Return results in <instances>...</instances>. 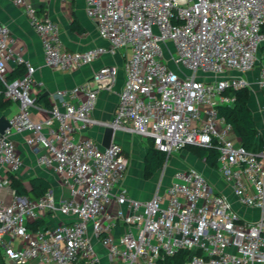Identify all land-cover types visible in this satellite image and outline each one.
Segmentation results:
<instances>
[{
  "label": "built area",
  "instance_id": "obj_1",
  "mask_svg": "<svg viewBox=\"0 0 264 264\" xmlns=\"http://www.w3.org/2000/svg\"><path fill=\"white\" fill-rule=\"evenodd\" d=\"M13 2L42 39L48 68L70 73L124 51L125 82L111 122L95 117L100 93L118 82L109 64L58 92L50 116L34 121L36 68L0 23V80L18 108L0 135V171L21 168L15 137L24 136L36 165L69 190L32 200L0 177V264H168L183 253V264H264V149H246L219 112L251 86L259 63L264 91V0H86L104 44L82 51L67 50L59 25L31 0ZM9 63L23 75L11 79ZM99 127L151 140L166 164L189 146L214 149L216 178L165 171L150 199L135 198L122 145L104 148L90 136Z\"/></svg>",
  "mask_w": 264,
  "mask_h": 264
},
{
  "label": "crops",
  "instance_id": "obj_2",
  "mask_svg": "<svg viewBox=\"0 0 264 264\" xmlns=\"http://www.w3.org/2000/svg\"><path fill=\"white\" fill-rule=\"evenodd\" d=\"M31 4L37 9L40 18L54 21L59 25L62 41L67 50L82 51L96 45L104 44L99 38L97 26L87 16L86 0H31ZM0 23L8 26L11 30L12 36L16 41V51L29 60L36 68L35 78L37 84L35 92L37 101L35 107L32 109V118L34 121L46 120L50 116L53 103H55L54 101L59 100L56 97L58 92L67 91L83 84L90 79L93 72L103 64L117 65L120 68V72L118 82L114 89L112 91H102L100 93L95 117L103 122H111L113 120L119 94L125 82V73L123 69L124 58L122 54L116 57L106 56L102 61L95 63L91 67H83L70 73H63L58 70L50 69L45 65L42 39L31 27L23 8L17 6L13 0H0ZM18 70L23 71L17 68L14 63H9L11 78L19 77L17 76ZM258 77L259 73L256 74L255 71L247 76L251 85H256ZM46 93H48V95H45ZM42 98L46 99L43 101ZM17 110V105L13 103V105L5 111L0 109V117L5 116L7 119H11L17 113ZM104 132L105 129L99 127L92 130L90 136L102 142ZM128 136L138 139L141 138L130 133L118 131L115 134L114 140L120 144H124V142L130 138ZM15 140L23 164L19 170L12 172V174L16 175L28 189L31 187L30 181L33 178L43 177L52 184V190L58 197L67 198L69 196V190L62 184L55 170L53 168H41L36 165V156L27 145L24 136H16ZM205 165L207 166L206 163ZM208 171L207 173L204 172V174L211 180H214V169L209 168ZM157 174L151 179L155 186L153 194L156 191L159 181H155ZM133 175L130 168H128L124 185L127 187L130 194L141 200L150 199L153 194L148 197V193H150L148 187L145 189H137L136 186L131 184V177ZM0 177L10 183L8 170L0 171ZM220 186L225 187L222 180H220ZM226 190L228 189L226 188ZM226 194H229L231 199L234 198L229 191H226ZM9 200L10 199H8V201ZM51 222L57 223L58 220L52 219ZM122 230L123 229L120 228L119 231ZM97 248L102 250L99 245H97Z\"/></svg>",
  "mask_w": 264,
  "mask_h": 264
},
{
  "label": "trees",
  "instance_id": "obj_3",
  "mask_svg": "<svg viewBox=\"0 0 264 264\" xmlns=\"http://www.w3.org/2000/svg\"><path fill=\"white\" fill-rule=\"evenodd\" d=\"M23 72L18 70L17 76L23 75ZM4 91L5 87L0 80V109L3 111L13 105V102L5 97ZM235 96L236 100L233 105L219 108L220 115L232 124L236 137L246 149L252 152H260L264 149V137L258 128L254 112L250 106V89L240 90ZM45 99L42 98L43 101ZM187 149H198L199 157L209 168L214 169L217 166L218 152L216 150L192 146L185 150ZM167 160V154L157 150L153 142L148 140L147 153L144 159V178L146 180L152 179L165 167ZM9 176L10 186L17 195L27 196L32 200H38L52 190V184L43 177L33 178L30 181L31 187L28 189L16 175L9 173ZM40 224H44V222ZM189 255V253H183L170 259L168 264H183Z\"/></svg>",
  "mask_w": 264,
  "mask_h": 264
},
{
  "label": "rangeland",
  "instance_id": "obj_4",
  "mask_svg": "<svg viewBox=\"0 0 264 264\" xmlns=\"http://www.w3.org/2000/svg\"><path fill=\"white\" fill-rule=\"evenodd\" d=\"M171 46L172 43L170 44ZM122 57L124 51H120ZM165 58L169 60V54L165 55ZM170 61V64L173 69H177L175 64ZM262 63H259L255 68L256 74L260 73V67ZM180 70V69H179ZM202 76V75H201ZM257 85V84H256ZM252 84L250 89V106L254 112L255 119L258 125L261 134L264 137V91L261 90L258 85ZM126 142H124L123 149L129 159V168L132 174L131 184L136 186L137 189H145L148 187L150 193L148 197L153 194L154 184L151 179L146 180L144 178V156L147 151V143L142 138H133L131 136ZM194 167L201 172H209V167L205 165V162L199 157L198 149H187L181 152L174 154L171 157L170 162L165 165V167L157 174L155 181H158L161 176L166 173L172 177L176 171L181 168ZM135 188V187H134ZM103 264H107L106 261H103Z\"/></svg>",
  "mask_w": 264,
  "mask_h": 264
},
{
  "label": "water",
  "instance_id": "obj_5",
  "mask_svg": "<svg viewBox=\"0 0 264 264\" xmlns=\"http://www.w3.org/2000/svg\"><path fill=\"white\" fill-rule=\"evenodd\" d=\"M45 95H48L46 93ZM11 128L9 119L5 116L0 117V135H5L6 131ZM115 130L112 127H107L104 132L102 146L104 148H109L115 137Z\"/></svg>",
  "mask_w": 264,
  "mask_h": 264
}]
</instances>
